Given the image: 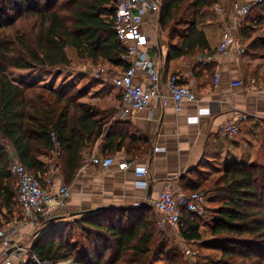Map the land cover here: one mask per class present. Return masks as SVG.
I'll return each mask as SVG.
<instances>
[{
    "label": "trees",
    "instance_id": "trees-1",
    "mask_svg": "<svg viewBox=\"0 0 264 264\" xmlns=\"http://www.w3.org/2000/svg\"><path fill=\"white\" fill-rule=\"evenodd\" d=\"M219 2L163 0L159 19L163 33L173 34L180 24L189 22L181 44L170 46L168 60L198 52L214 54L206 30L216 21L210 10ZM116 6L115 0H0L1 226V218L13 214L19 204L17 180L10 172L12 154L42 186L49 164L41 158L56 154L64 183L70 186L84 162V152L98 140H104L102 150L108 155L126 147L128 138L120 125L113 124L108 131L106 124L96 120L93 110L79 103L85 90L78 91L73 81L56 89L35 81L18 84L9 77L13 72L64 73L76 59L125 70L126 50L114 24ZM258 9L262 14L254 16ZM243 22L239 29L243 56L257 57V52L264 56V39L253 35L255 27L264 23V3L253 7ZM260 135L264 151V133ZM140 150L127 147L133 157ZM214 169L215 178L214 172L209 179L188 184L187 194L204 195L208 221L183 210L180 237L211 252L198 257L203 260L195 264H264V157L256 163L248 157L227 158ZM155 212L147 205L104 208L81 213L68 224L46 227V223L35 235L23 264L70 260L76 264H151L156 254L166 251L160 249L164 240ZM73 229L75 236L66 238Z\"/></svg>",
    "mask_w": 264,
    "mask_h": 264
},
{
    "label": "crops",
    "instance_id": "crops-1",
    "mask_svg": "<svg viewBox=\"0 0 264 264\" xmlns=\"http://www.w3.org/2000/svg\"><path fill=\"white\" fill-rule=\"evenodd\" d=\"M188 24H180L169 35L161 31L159 15L147 12L144 15L143 32L148 36L149 55L157 63L160 72L161 95L170 97L167 81L175 75L198 100L185 103L179 113L174 110L172 103L164 108L154 101L151 111L132 113L125 120L119 119L121 92L115 87L110 92H105V89L112 87L111 80L120 73V69L110 66V80H101L105 96L94 98L107 107H100L93 104V101L81 104L91 108L95 119L106 124L108 131L113 124L120 125V132L128 138L127 145L122 151L108 155L102 150L104 140L100 139L84 152V162L70 185L73 195L68 207L57 210L46 227L59 226L74 218L73 215L104 208L153 207V203L165 190L169 189L176 194L189 193L188 184L196 183L193 179L196 173L205 172L212 164L220 167L227 158L237 156L245 159L248 157L251 163L261 160L264 155L260 142V134L264 133V56L239 57L237 47L242 42L238 27L230 15L227 24H222L219 19L215 23L210 22L206 30L214 54L198 52L192 56L168 60L170 46L181 44ZM160 31L162 35H159ZM226 34L232 38L230 49L224 55H217ZM209 56L214 58L210 61ZM218 76L220 83L216 85ZM136 81L147 84L146 73L138 70ZM238 82H242L243 87L233 86ZM228 125L237 127L239 132L236 137L221 136ZM137 139L144 142L137 144ZM128 146L141 150L133 157L127 152ZM93 155L113 157L116 163L112 168L103 170L89 163ZM41 159L49 164V172L43 178V187L48 193L56 195L65 184L61 166L56 154L44 155ZM123 161L131 164L130 169H118V163ZM137 167L147 169L148 187L137 186ZM10 226L18 228L15 237L18 240L33 231L24 219L16 220L4 228ZM36 234L33 231L32 236ZM2 253L0 247V256Z\"/></svg>",
    "mask_w": 264,
    "mask_h": 264
},
{
    "label": "built area",
    "instance_id": "built-area-1",
    "mask_svg": "<svg viewBox=\"0 0 264 264\" xmlns=\"http://www.w3.org/2000/svg\"><path fill=\"white\" fill-rule=\"evenodd\" d=\"M116 13L114 16L115 31L125 47V55L122 60L126 64V69L116 75L112 80L116 89L121 92V107L118 115L119 119H127L130 114L151 111L153 102L167 108L170 103L174 110L179 113L183 110L185 103L196 102L197 96L187 85L180 83V79L172 76L167 81L170 97H163L160 92V72L157 63L150 57L148 51V36L143 32L144 15L147 12L161 14L163 0H115ZM264 3V0H250L245 3H237L231 10V16L236 27L240 26L251 9ZM216 10L221 16L226 12L225 7L218 4ZM232 38L226 34L217 51V55L226 54L231 46ZM237 54L241 57L244 54L243 46L239 43ZM214 56H209L212 60ZM146 73L148 82L142 84L137 82V71ZM220 83V77L216 79V85ZM242 82L233 84L235 87H243ZM239 130L234 125H228L221 133L223 138H234ZM53 143L60 149L55 134H52ZM10 172L17 180L18 202L22 211L24 221L34 232L40 231L46 223L53 219L57 210H65L72 199V189L69 185H62L56 195L48 193L40 181L27 170V168L12 154ZM89 163L99 166L103 170H108L115 165L113 157L101 158L91 156ZM131 164L127 161L118 163L120 171L130 169ZM139 187H148L146 168L137 167L135 169ZM145 180V181H144ZM158 214V226L177 228L181 221L182 211L195 214L199 217L205 215V197L202 193L176 194L171 190H165L153 203ZM18 233L16 226L4 228L0 225V242L2 243L5 257L0 264H15L22 262L28 255V250L14 243Z\"/></svg>",
    "mask_w": 264,
    "mask_h": 264
},
{
    "label": "rangeland",
    "instance_id": "rangeland-1",
    "mask_svg": "<svg viewBox=\"0 0 264 264\" xmlns=\"http://www.w3.org/2000/svg\"><path fill=\"white\" fill-rule=\"evenodd\" d=\"M248 1H250V0H220V2L218 4L225 7V10H226V12L223 14L224 16H222L223 19L221 18L219 12L216 10V6L218 4L213 6L210 11L213 12V15L215 16L216 20L220 19L222 24H224V23L227 24L229 21V18L231 15V10H232L233 6H235V4H237L239 2L245 3ZM261 14H262L261 9H258L254 13V16L261 15ZM187 18L191 19V13L188 14ZM159 19H160V15H159ZM243 21H242L241 25L244 24ZM241 25L238 26V35H239V29H240ZM162 34L163 33L160 31L159 35H162ZM253 35L256 37L264 39V23L262 25L255 27V29L253 30ZM154 42L156 43V40ZM257 55H258L257 57H261L262 53L257 52ZM254 57H256V56H254ZM110 70H111V67L107 64H100V65L94 66L91 62H88V61L87 62L86 61L80 62L79 60L76 59L73 62L72 67L68 68L64 73L62 71H58V70L51 72L52 74L50 72H47V73L29 72V71L28 72H13L9 75V77L13 82L18 83V84H20L22 82L32 83L35 81L39 85H45V84L51 85L52 84L56 89L61 88L66 83H69V81H73L74 85L76 86V89L78 91L85 90V96L79 101V103H81V102L82 103H92V101H93V104H96L100 107L105 108L107 106L104 103L97 102L94 100V98H99V97L104 98L105 94H103V90L101 87V84H103V83L101 82V80H106V81L110 80V78H111ZM102 72H104V73H102ZM118 72H119V70H118ZM120 72H121V69H120ZM48 74H50V75H48ZM111 83H112V80H111ZM111 85H113V83ZM261 140H262V138H261ZM263 157L261 159H263ZM215 167H218V165L217 166H216V164L210 165V167L205 170V172L210 171V173H208V174H206L205 172H204V174L196 173V175L193 177V179L196 182L197 181L202 182V180L207 178V177L209 179L210 175L211 174L213 175L214 172H215V174H214V177H212V179L215 178L217 175L216 170L214 169ZM211 169H213V170H211ZM16 189H17V183H16ZM45 190H47V189H45ZM199 192H201V191H199ZM208 207H210V206L208 205ZM211 207H214V206L211 205ZM10 217H13V218L10 219ZM203 218H204V221H206L205 223H207L208 215L207 216L204 215ZM21 219H23L22 211L19 207V204H16V207L14 208L13 214L10 215L8 213L6 215V218H4V217L1 218V222L3 224V227H6L7 225H11L16 220H21ZM71 221L72 220H70V221L68 220L66 223H63L60 225L68 224ZM68 231H69V229H68ZM159 231L162 233L163 240H164V241H162V246L160 247V249L166 248L165 249L166 251L162 255L156 254L152 258L151 264H176L178 261L179 262L180 261L185 262L186 264H195V263H198V261L203 260V259H199L198 257H200V256L204 257V256H207L211 253L207 249L201 250L197 246V244H192V243H188V242L183 241V239L180 237V234H179V226L177 228L165 227L164 229H159ZM28 233L29 234H27L22 240H18V238H16L14 243H16L17 245L24 246L28 250V254H29V250L31 248V245H32L33 241H35L36 238H35V235L32 236L33 231H31V234H30V232H28ZM71 236H75V230L74 229L70 230V232H67L65 237L68 238ZM206 236L208 237V235H206ZM77 240L80 241L79 239H77ZM73 243H76V242H73ZM164 243H165V246H163ZM85 246L86 247L89 246V243H87ZM0 247L3 249L1 242H0ZM4 257H5V253H4V249H3V253L0 256V261H3ZM27 257H28V255L26 256L24 261H26L28 259ZM60 264H76V263H74L73 260H70L68 262H63Z\"/></svg>",
    "mask_w": 264,
    "mask_h": 264
},
{
    "label": "water",
    "instance_id": "water-1",
    "mask_svg": "<svg viewBox=\"0 0 264 264\" xmlns=\"http://www.w3.org/2000/svg\"><path fill=\"white\" fill-rule=\"evenodd\" d=\"M73 216H76V215H73ZM54 221V220H53Z\"/></svg>",
    "mask_w": 264,
    "mask_h": 264
}]
</instances>
